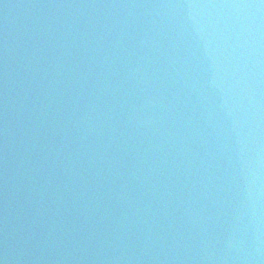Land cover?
<instances>
[{
  "label": "water",
  "instance_id": "1",
  "mask_svg": "<svg viewBox=\"0 0 264 264\" xmlns=\"http://www.w3.org/2000/svg\"><path fill=\"white\" fill-rule=\"evenodd\" d=\"M0 264H264V0H0Z\"/></svg>",
  "mask_w": 264,
  "mask_h": 264
}]
</instances>
